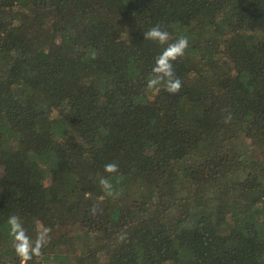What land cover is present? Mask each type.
Wrapping results in <instances>:
<instances>
[{
	"label": "trees",
	"instance_id": "1",
	"mask_svg": "<svg viewBox=\"0 0 264 264\" xmlns=\"http://www.w3.org/2000/svg\"><path fill=\"white\" fill-rule=\"evenodd\" d=\"M154 25L189 41L177 94L147 86ZM10 215L50 229L27 264H264V0H0V264H21Z\"/></svg>",
	"mask_w": 264,
	"mask_h": 264
},
{
	"label": "clouds",
	"instance_id": "2",
	"mask_svg": "<svg viewBox=\"0 0 264 264\" xmlns=\"http://www.w3.org/2000/svg\"><path fill=\"white\" fill-rule=\"evenodd\" d=\"M143 35L145 40H151L160 45H167L155 58L152 75L147 81V86L149 88L162 86L169 94H177L182 88V81L175 74L173 62L184 56L185 50L189 46L187 37L181 36L174 42L169 43L170 34L160 25L152 26L146 32H143ZM93 58H95V55H93ZM104 171L108 174L116 173L118 171V165L115 162H110L104 166ZM99 185L108 195L111 196L114 194L113 185L107 177H100ZM92 211L95 214V208ZM6 223L8 225V234L12 241V247L20 259L21 264H27L34 256L40 257L42 255V249L50 240V229L39 228L33 240L28 235L18 215H10Z\"/></svg>",
	"mask_w": 264,
	"mask_h": 264
}]
</instances>
